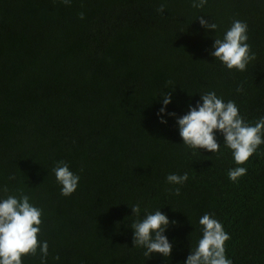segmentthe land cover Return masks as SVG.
Returning a JSON list of instances; mask_svg holds the SVG:
<instances>
[{"label": "trees", "instance_id": "1", "mask_svg": "<svg viewBox=\"0 0 264 264\" xmlns=\"http://www.w3.org/2000/svg\"><path fill=\"white\" fill-rule=\"evenodd\" d=\"M193 2L0 0V200L28 195L42 210L46 264H184L205 213L230 236L226 258L264 264V144L237 165L219 131L212 153L184 144L176 123L210 91L249 124L264 117V0ZM235 20L248 25L256 57L244 71L209 54ZM162 92L176 113L167 123L157 115ZM58 161L80 177L70 196ZM236 167L247 174L233 182ZM173 173L188 180L170 184ZM158 209L170 221V257L133 245L132 224ZM21 259L42 264L39 248Z\"/></svg>", "mask_w": 264, "mask_h": 264}, {"label": "clouds", "instance_id": "2", "mask_svg": "<svg viewBox=\"0 0 264 264\" xmlns=\"http://www.w3.org/2000/svg\"><path fill=\"white\" fill-rule=\"evenodd\" d=\"M65 5H70L71 0H63ZM207 0H194L192 7L202 8ZM163 4L158 8L164 11ZM80 19H84V13H80ZM199 23L205 29L216 30L215 22L209 23L207 19L198 17ZM248 25L240 20L233 21L232 26L226 31L223 38L214 39L209 54L219 59L228 69L246 70V66L255 60V54L251 53L248 41ZM238 88L237 91H241ZM163 106L157 113L160 123H167L165 115L176 117V113L166 112L167 106L172 102L171 92H162ZM201 102L195 107L189 106L186 114L176 118L179 134L183 143L192 149H206L212 153L220 150L215 131H219L224 137V144L232 150L234 161L242 165L256 152L257 148L264 144V117H261L254 125L249 124L239 113L234 101H227L217 96L214 91L200 95ZM53 172L61 187L63 196H70L78 187L79 175L74 174L65 161H58ZM247 174L245 167H236L228 172L229 179L236 182ZM188 180V174H169L167 181L170 184L182 185ZM7 192V187L3 188ZM175 194H180V189H175ZM132 213L139 216L140 207H131ZM42 210L30 203L28 195L19 197L9 195L0 200V264H22V257L28 254L36 255L37 248L42 254V264H46L48 255L47 241L39 242L38 233ZM175 224V221H171ZM203 227L202 238L195 249H191L184 264H233L226 258L225 242L230 239L224 231L222 224L205 213L199 220ZM170 224L167 215L160 209L148 213L143 219H137L131 226L133 229V245L146 249L144 255L150 257L158 253L164 257H170L172 244L164 235ZM59 259V256L56 257Z\"/></svg>", "mask_w": 264, "mask_h": 264}]
</instances>
